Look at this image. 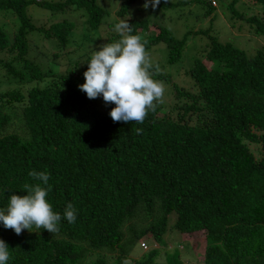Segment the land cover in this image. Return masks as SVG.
Here are the masks:
<instances>
[{
	"label": "trees",
	"instance_id": "1",
	"mask_svg": "<svg viewBox=\"0 0 264 264\" xmlns=\"http://www.w3.org/2000/svg\"><path fill=\"white\" fill-rule=\"evenodd\" d=\"M30 1L0 0V15L13 16L16 25L11 33L0 25V68L7 83L19 84L0 90V209L12 194H26L25 184L47 187L28 175L43 171L51 185L46 199L61 220L56 233L33 226L20 235L0 223V239L9 246L7 264H184L180 251L161 240L171 218L185 238L202 231V264H264V48L249 55L220 42L210 29L200 30L209 39L203 59L211 65L194 58L184 83L154 74L170 82L168 102L157 104L143 123L113 122L114 104L80 90L78 60L57 72L35 61L29 34L52 41L57 55L66 51L74 24L36 25L26 14ZM34 1L55 11H64L68 2L84 8L90 28L104 14L94 0ZM135 1H121L116 13L124 15ZM199 1L205 15L217 5ZM186 2L161 0L157 8ZM252 2L260 13L244 19L264 38V0ZM234 5L229 4L234 16L243 17ZM125 20L141 36L150 23ZM153 24L157 31L143 36L146 49L163 42L168 62L177 61L189 32L177 38ZM27 81L35 83L26 87ZM69 203L75 223L64 217ZM139 213L144 225L139 230L131 225L123 242L124 223ZM147 238L164 251L150 246L128 258L125 244ZM115 248L119 251L108 260L105 250Z\"/></svg>",
	"mask_w": 264,
	"mask_h": 264
},
{
	"label": "rangeland",
	"instance_id": "2",
	"mask_svg": "<svg viewBox=\"0 0 264 264\" xmlns=\"http://www.w3.org/2000/svg\"><path fill=\"white\" fill-rule=\"evenodd\" d=\"M45 3L65 2L66 0H42ZM95 3L103 8L102 22L96 28H90L86 23V11L84 8H74L68 2L64 11H55L52 7L47 5L38 4L36 1H30L26 6V14L32 18V21L38 26H46L51 22L69 21L73 22V32L69 37V42L66 46V51L56 54L52 51L56 49L52 41L45 38L36 37L33 33L29 34V45L35 61L39 62L43 68L50 69L53 72L64 70L67 66H71L75 60H78L75 68L81 73V83L85 82L83 73L87 70L88 61L96 50H99L100 45L105 43L116 42L120 39L119 34L114 30V26L121 19L125 20L128 17L145 18L150 21L148 30L143 36L154 34L157 27L153 24L158 23L163 27L169 29L172 34L177 38L189 32L186 36V46L184 47L179 59L172 63L168 62L167 55L168 49L163 42L155 43L150 48L146 49L152 59L153 64L159 65L160 73L168 75L170 80L178 83L187 82L188 78L185 71L188 72L192 66L193 59L200 57L203 59L205 51L209 47V39L207 34L199 32L200 30L210 29L209 33L218 36L220 42H230L234 46L244 49L247 54L253 55L258 49L264 48V38L254 34L251 28L245 21L244 17L250 14H258L259 6L254 4L252 0H216L217 5L213 8L210 15H205L204 8L199 0H185L186 3H179L166 9H153L150 5L147 9L143 7L145 0H136L124 15L116 13L121 1L123 0H94ZM179 1V0H174ZM234 2V9L242 13L243 17H235L234 12L229 7V4ZM13 16L0 15V25L5 23L9 33H11L16 25H13ZM142 36V37H143ZM0 52V58H2ZM207 66L211 62L203 59ZM18 66V64H17ZM189 77V76H188ZM162 81L165 84L164 101L171 98L170 82ZM33 81H27L24 85L26 87L34 84ZM18 81L7 83L3 79L2 69L0 68V90L6 88L18 87ZM15 125V124H14ZM174 218L168 221V228L162 235L161 240L169 243L174 250L177 248L180 254L184 257V264H202L203 263V248H204V234L202 231L193 233L185 238L172 226ZM145 218L142 213H139L131 221L124 223V240L126 242L130 237L129 228L133 227L136 230L144 225ZM196 241H194V240ZM140 239L132 241L130 245L125 244L128 249V258H137L142 255L144 250L150 246H156L153 239L147 238L143 241L147 244L146 249H141ZM153 242V243H152ZM195 242V243H194ZM161 251H164L162 245H158ZM108 260L112 259L118 249L105 250ZM96 255L90 257L94 259ZM88 259L87 261H89ZM159 260L163 259L161 253L158 257ZM89 262H86L87 264Z\"/></svg>",
	"mask_w": 264,
	"mask_h": 264
},
{
	"label": "clouds",
	"instance_id": "3",
	"mask_svg": "<svg viewBox=\"0 0 264 264\" xmlns=\"http://www.w3.org/2000/svg\"><path fill=\"white\" fill-rule=\"evenodd\" d=\"M161 0H145L143 7L155 9ZM120 39L100 45L88 61L83 73L85 82L79 85L89 99L103 97L105 104H114L109 113L113 122L143 123L157 104L164 102L165 84L154 78L160 73L159 65H154L146 50L147 39L140 34H132L128 20L121 19L114 26ZM136 133L142 129L136 128ZM36 181L35 185L25 184L26 194H12L6 209H0V223L12 229L17 235L23 230L46 229L50 233L59 231L60 213L54 212L46 199L51 185L49 174L35 170L28 173ZM69 223H75L76 210L69 203L64 212ZM10 258L9 246L0 239V264H7Z\"/></svg>",
	"mask_w": 264,
	"mask_h": 264
},
{
	"label": "built area",
	"instance_id": "4",
	"mask_svg": "<svg viewBox=\"0 0 264 264\" xmlns=\"http://www.w3.org/2000/svg\"><path fill=\"white\" fill-rule=\"evenodd\" d=\"M140 245L143 249H146L147 247V244L144 241H141Z\"/></svg>",
	"mask_w": 264,
	"mask_h": 264
}]
</instances>
